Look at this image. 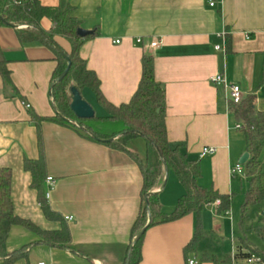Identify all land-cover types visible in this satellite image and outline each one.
Returning a JSON list of instances; mask_svg holds the SVG:
<instances>
[{
	"label": "crops",
	"instance_id": "crops-1",
	"mask_svg": "<svg viewBox=\"0 0 264 264\" xmlns=\"http://www.w3.org/2000/svg\"><path fill=\"white\" fill-rule=\"evenodd\" d=\"M58 1L42 3L55 6ZM70 1L75 15L83 21L82 28L100 31L99 36L82 45L80 54L97 74L107 101L118 106L131 100L141 79L142 57L152 55L155 78L166 93L171 146H180L189 158L200 161L202 186L233 196L237 189L242 193L244 185L247 188L245 168L241 174L233 169L247 152L245 136L236 128L238 122L229 111L228 88L211 79L223 74L228 84L241 88L243 97L256 88V108L264 111V84L258 87L264 58V0H213L214 6H210V0ZM50 26L47 18L42 19L43 29ZM56 40L63 49H70L66 39ZM154 40H162L163 44L153 48L150 43ZM217 45L220 50L215 48ZM0 47L18 89L16 93L6 87L0 76V167L13 172L15 213L43 229L55 230L60 222L46 219L39 204V189L32 187V175L23 164L26 158L39 159L41 155L31 114L55 115L50 87L56 55L43 44L22 45L15 27L7 25L0 26ZM81 94L93 108L95 102L100 105L94 93L93 100L90 94L85 96L84 90ZM40 130L45 177L56 180L49 205L61 217H74L67 220V225L70 245L76 252L38 245L30 251L29 264H124L131 227L141 204L143 179L138 165L125 153L81 137L67 126L45 121ZM205 147L216 151L202 156ZM259 160L264 169V147ZM41 188L46 189L44 179ZM183 194L182 184L169 172L158 193L163 211L172 212ZM195 220L196 215L191 213L147 229L139 264H187L183 249L193 237ZM38 239L36 234L15 226L7 250L12 252ZM203 242L200 252L209 250L221 257L228 253L204 245L202 248ZM190 258L197 264L245 263L198 261L194 255ZM15 264L26 261L21 259Z\"/></svg>",
	"mask_w": 264,
	"mask_h": 264
},
{
	"label": "trees",
	"instance_id": "trees-1",
	"mask_svg": "<svg viewBox=\"0 0 264 264\" xmlns=\"http://www.w3.org/2000/svg\"><path fill=\"white\" fill-rule=\"evenodd\" d=\"M44 18L51 22V26L47 30L41 27V21ZM82 24L83 21L75 15V7L70 0H59L55 6L45 5L42 0H0V26L16 25L15 31L22 45L43 44L56 55L57 65L51 79V82L55 84L51 91V98L54 100V106L60 115L81 124L78 126L76 123L67 122L58 114L50 117L31 114L38 130L41 155L39 159L26 158L23 166L32 175V187L39 189V204L43 214L50 221L60 222L58 229H43L33 221L22 218L15 213L12 199L13 172L11 168L0 167V264H15L21 259L29 264L30 251L38 245L69 249L76 252L70 245L72 238L67 220L51 209L49 199L45 195V189L41 188L42 181L46 178V163L40 127L45 121L67 126L81 137L102 143L111 150L123 152L138 165L143 179L140 194L141 204L137 218L131 227V240L147 224L149 215L151 222L148 229L159 224L179 220L191 213L195 214L193 237L183 249L188 264L190 256H196L200 252V244L207 238L202 223L204 209L219 199L220 205L217 206V212L227 213L231 207L233 194H224L213 188L202 186L199 183L202 175L200 161L189 158L180 146H171L166 123V93L163 85L155 78L152 55L144 54L142 57L141 79L131 100L118 106L107 101L100 89V80L97 74L88 68L87 61L80 54L82 45L99 36L100 31L95 28L91 34L79 36L77 30L82 28ZM57 37L66 39L70 44V49H63L58 44ZM54 43L71 60L69 72L61 81H57V79L66 69L67 61L55 48ZM228 44H230L229 41ZM0 76L6 87L18 93V89L11 78L8 60L1 47ZM262 84H264V58L262 79L258 87ZM72 86H75L80 92L85 88L92 90L106 114L103 116L95 115L90 119L77 118L70 109L71 94L69 90ZM255 93L256 88L251 94L243 97L240 102H230L229 111L241 124L240 130L244 133L247 151L250 154L244 165L247 188L241 207L239 229L245 231L249 228L247 224L248 213L251 208H255L258 224L250 228L258 233L264 243V215L262 214L264 211V169L259 160L261 150L264 147V111L256 108ZM94 136L99 139H110V141L103 142ZM139 137L144 138L146 142L144 157L128 147L129 142ZM166 166L184 188V194L178 199L174 210L170 213L163 211L158 193L152 194L146 199L148 193L163 185ZM15 226L25 228L36 234L39 239L9 252L7 241L12 228ZM144 236L145 234L134 244L128 264L141 262ZM240 240L241 245H238L233 255L227 253L221 257L208 250L201 252V261L232 263L238 260H246L252 255L259 257L260 261L264 260L262 251L241 236Z\"/></svg>",
	"mask_w": 264,
	"mask_h": 264
},
{
	"label": "rangeland",
	"instance_id": "rangeland-1",
	"mask_svg": "<svg viewBox=\"0 0 264 264\" xmlns=\"http://www.w3.org/2000/svg\"><path fill=\"white\" fill-rule=\"evenodd\" d=\"M85 96L87 94L94 99L93 92L85 88L83 89ZM95 115H105V111L95 102ZM145 140L142 137H139L135 140L129 142L128 147L136 150L140 153L141 157L145 155ZM246 191V186L240 193L239 189H237V193L233 196L230 210L227 213H218L216 211V205L214 203H210L206 206L202 213V223L203 228L207 232L206 241L203 242L202 248L207 247L216 252H232L237 250L238 245H241L240 236L244 239L250 241L256 248L264 253V243L261 237L258 235L256 231L252 228H247L245 231H240L239 222L241 216V207L244 201V195ZM263 212V211H262ZM255 208H251L249 210V220L248 226H254L258 224V220L255 215ZM218 227V228H217ZM203 245L205 247H203ZM201 249V248H200ZM198 261L201 260V252L197 253L195 256ZM241 264H264L263 261H255L253 263H241Z\"/></svg>",
	"mask_w": 264,
	"mask_h": 264
},
{
	"label": "water",
	"instance_id": "water-1",
	"mask_svg": "<svg viewBox=\"0 0 264 264\" xmlns=\"http://www.w3.org/2000/svg\"><path fill=\"white\" fill-rule=\"evenodd\" d=\"M12 27H15L16 28V25H11ZM93 31L91 30H86L84 28H79L77 30V33L79 36H85L87 34H91ZM54 46L55 48L60 52V54L63 55V57L66 59L67 61V67L66 69L61 73V75L58 77L57 81H61L69 72V69H70V66H71V60L70 58L63 52V50H61V48L56 45L54 43ZM54 82L51 84V87H50V94L52 96V88L54 86ZM70 94H71V102H70V109L71 111L74 113V115L77 117V118H80V119H90V118H93L95 116V110L94 108L83 98L81 92L75 87V86H72L69 90ZM53 100V99H52ZM53 102V108H54V111H55V114H59V112L56 110L55 106H54V100L52 101ZM65 121L67 122H73V123H76L78 126H81V124L78 122V121H72L71 119L65 117V116H62L60 115ZM95 137V136H94ZM97 138V137H95ZM98 140L100 141H103V142H108L110 141V139H99L97 138ZM250 157V154L249 152H245L241 155L240 159H239V164L241 165H245L246 162L248 161ZM169 176V170L167 168V166L165 167V179H164V182H163V185L157 189V190H154L150 193H148L146 195V199L149 198L150 195L152 194H155V193H159L161 191V189L165 186V183L167 181V178ZM262 214L264 215V211L262 212ZM150 222H151V217L149 215L148 217V222L147 224L141 229V231L136 234L134 236V238L131 240V244H130V247H129V250H128V253H127V256H126V263L125 264H128L129 262V258H130V254H131V251H132V248L134 246V244L136 242H138V240L145 234V232L147 231L148 229V226L150 225Z\"/></svg>",
	"mask_w": 264,
	"mask_h": 264
},
{
	"label": "built area",
	"instance_id": "built-area-1",
	"mask_svg": "<svg viewBox=\"0 0 264 264\" xmlns=\"http://www.w3.org/2000/svg\"><path fill=\"white\" fill-rule=\"evenodd\" d=\"M209 4L210 6H214L215 5V1L213 0H210L209 1ZM249 37V36H247ZM138 42H141V39H137ZM115 43H119L120 40H115L114 41ZM163 44V41L162 40H154V41H151L150 43V46L151 47H157L158 45H162ZM217 50H220L221 47L219 45H217L215 47ZM212 82L217 84V85H223L225 88H228L229 90V93H228V96H227V101L230 103V102H234V103H238L241 101V99L243 98V94H242V90L241 88L236 85V84H228L227 81H226V78L223 74H217L215 76L212 77ZM27 107H29L30 105L29 104H26ZM236 128H241V124L238 123L236 124ZM216 149L214 147H205L203 148V150L201 151L202 153V156H205V155H213L215 153ZM233 172H237V173H243L244 172V166L241 165V164H237L235 166V168L233 169ZM45 183H46V189H45V195H46V198L50 200L51 198V193L52 191L55 189L56 187V180L53 176H47L46 179H45ZM214 204L216 206L220 205V200L217 199ZM66 220L68 221H71L74 219V217L72 215H67L64 217ZM255 261H259L260 262V258L255 256V255H252L250 256L249 258H247L245 260L246 263H253ZM38 264H47L46 262L44 261H39ZM188 264H197V261L194 259V258H190L188 259Z\"/></svg>",
	"mask_w": 264,
	"mask_h": 264
}]
</instances>
